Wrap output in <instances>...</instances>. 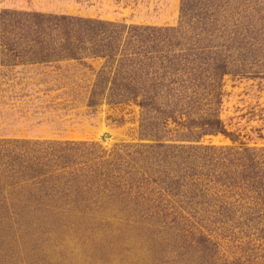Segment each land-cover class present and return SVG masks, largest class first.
<instances>
[{"label":"trees","instance_id":"1","mask_svg":"<svg viewBox=\"0 0 264 264\" xmlns=\"http://www.w3.org/2000/svg\"><path fill=\"white\" fill-rule=\"evenodd\" d=\"M179 10L176 27L4 11L2 44L10 61L105 60L96 74L90 105L132 101L143 111L142 136L153 141L129 160L142 172L119 174L127 187L113 193L77 187L74 158L61 159L55 170L46 172L39 163L24 165L17 151L8 156L21 179L42 177L35 200L50 199L60 215H84L80 205L71 203L91 196H96L95 203L106 200L112 207L127 201L120 214L126 211L127 218L141 217L158 227L149 236L150 246L161 245L167 253L163 258L181 264H242L240 255L223 260L211 233L231 223L253 224L261 227L259 237L264 239V149L168 143L164 129L169 120L180 123L186 117L185 131L176 141L198 142L218 134L237 141L218 114L221 88L225 75L264 73V0H182ZM105 178L97 175L91 180L100 183ZM147 183L154 187L150 196L143 189H149ZM228 196L238 199L225 202ZM149 198L153 199L145 203L151 207L143 213L129 209L130 203L141 205ZM16 216L22 218L19 212ZM204 224L210 234L202 231ZM263 258L258 263L264 264Z\"/></svg>","mask_w":264,"mask_h":264},{"label":"rangeland","instance_id":"2","mask_svg":"<svg viewBox=\"0 0 264 264\" xmlns=\"http://www.w3.org/2000/svg\"><path fill=\"white\" fill-rule=\"evenodd\" d=\"M181 2L0 0V264H181L163 258L167 253H163L161 245L150 246L149 236L157 226L141 217L129 219L126 211V217L120 214L127 201H118L121 205L114 207L106 200L95 203L96 196L78 204L69 202L84 209V215L75 213L73 217L54 211L50 199L36 201L42 177L21 179L16 165L12 166L10 153L17 151L16 156L25 161L24 165L39 163L46 172L55 170L61 159L74 158L77 163L73 168L78 174L77 181H73L77 187L83 192L113 193L127 187L122 185L124 178L120 175L142 172L139 164L132 167L129 160L134 158V152L145 151L144 146L153 141L142 136L143 111L139 105L132 101L90 105L96 74L105 60L89 57L82 61H10L4 53L1 29L4 11L79 16L126 26L176 27ZM130 52L127 49L125 54ZM221 89L218 114L237 141L224 134L206 135L198 142L176 141L185 131L186 117H182L180 123L167 122V142L235 150L264 149V73L225 75ZM97 175L107 178L93 182ZM147 185L149 189H143L150 196L154 187ZM151 199L141 205L130 203L129 209L136 207L143 213L151 207L145 203ZM237 199L228 196L224 201ZM97 206L105 208L100 211ZM16 212L22 220L16 219L20 217ZM208 227L204 224L202 231L209 233ZM217 230L211 234L223 260L240 255L242 264L261 262V227L231 223Z\"/></svg>","mask_w":264,"mask_h":264}]
</instances>
